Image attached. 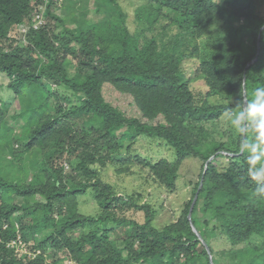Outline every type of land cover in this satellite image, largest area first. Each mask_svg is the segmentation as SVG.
I'll return each instance as SVG.
<instances>
[{"label": "trees", "instance_id": "trees-1", "mask_svg": "<svg viewBox=\"0 0 264 264\" xmlns=\"http://www.w3.org/2000/svg\"><path fill=\"white\" fill-rule=\"evenodd\" d=\"M93 1L111 21L69 28L53 7L72 0H0V75L7 78L0 89L10 90L16 107L9 115L0 96V166L16 164L21 174L10 178L0 168V264H211L209 256L213 264H264V195L254 192L248 153L223 115L244 102V92L250 100L264 87V0H147L135 34L115 0ZM42 2L45 25L22 36L18 25ZM213 26L201 52L199 39ZM193 58L184 76L183 63ZM193 77L204 93L191 90ZM106 84L129 95L139 117L110 103ZM218 94L227 101L210 102ZM138 137L167 145L173 159L130 152ZM188 157L201 161L198 180L162 227L140 193L104 178L108 165L116 174L138 166L172 191ZM88 190L96 215L78 209ZM221 235L229 248L216 250L210 238ZM18 237L28 252L10 245Z\"/></svg>", "mask_w": 264, "mask_h": 264}, {"label": "rangeland", "instance_id": "rangeland-1", "mask_svg": "<svg viewBox=\"0 0 264 264\" xmlns=\"http://www.w3.org/2000/svg\"><path fill=\"white\" fill-rule=\"evenodd\" d=\"M72 1L75 3L68 2V4L66 2L63 5V8H60L59 6L53 7L57 14H60L64 17L65 26L69 28H78L83 27L85 25L84 22L89 23L111 21L103 13L99 14L95 11V3L93 0ZM115 2L124 14V23L129 33L135 34L141 27L140 23L136 20V14L141 13V11L144 12L147 0H115ZM60 4L61 3H58V5ZM101 11L106 12V8H102ZM171 31L174 33L176 30L173 28ZM216 31L217 28L213 26L209 28L207 33L199 39V48L201 52L209 48ZM13 36H17V33L13 32L12 37ZM196 63L197 61L194 58L183 63L184 76L191 75ZM70 71L72 72V68H70ZM6 81L7 78L0 75V82L6 83ZM189 86L191 90L196 93H204L207 89L203 80L195 77L190 79ZM103 94L110 103L119 107L127 115L139 117L138 109L129 95L123 94L107 84L104 85ZM0 96L4 101L10 103L8 114L11 115L16 110V107L13 104L14 99L12 93L7 87L4 86L2 89H0ZM74 99L76 98L74 97ZM209 100L212 103L227 101L219 94L210 97ZM233 131L236 133L235 130ZM130 152H137L143 156H146L151 161H155L158 158L172 160L174 157V151L171 148L162 142H158L157 139L150 137H138L131 146ZM108 166L109 167L106 168V172L104 173V178L122 192L131 193L134 191L136 193H140L142 195L143 201L150 202L158 209L153 223L157 227H162L166 223L174 221L178 217L183 203L190 197L191 190L199 177L201 161L195 157H188L183 160L179 169L176 187L172 191H167V189H165L163 186L153 181L148 176V173L138 166L132 167L131 174H116L113 168L110 165ZM27 167H29V164ZM0 168L3 171L6 169V172L10 178H18L21 175L16 164H7L6 167L0 166ZM78 202V209L80 213L86 215H96L100 211L96 201L93 198L92 192L89 190L84 195L78 196ZM126 215L129 218L136 219L138 222H143L144 220V215L142 212L130 210L126 213ZM84 229L88 230L89 226H85ZM113 229L118 233V235H120L119 228H115L113 226ZM210 242L213 248L216 250L229 248V242L222 235L221 238L217 239L216 236H212L210 238ZM214 255L217 256L216 254ZM65 263H70V261H65Z\"/></svg>", "mask_w": 264, "mask_h": 264}, {"label": "clouds", "instance_id": "clouds-1", "mask_svg": "<svg viewBox=\"0 0 264 264\" xmlns=\"http://www.w3.org/2000/svg\"><path fill=\"white\" fill-rule=\"evenodd\" d=\"M223 115L226 125L238 134L240 152L248 153L249 177L256 182L254 192L264 195V87L254 89L252 99Z\"/></svg>", "mask_w": 264, "mask_h": 264}, {"label": "built area", "instance_id": "built-area-1", "mask_svg": "<svg viewBox=\"0 0 264 264\" xmlns=\"http://www.w3.org/2000/svg\"><path fill=\"white\" fill-rule=\"evenodd\" d=\"M47 2V0H45ZM45 10H46V5L45 3H40L32 17L26 22L18 25V31L22 33V36H25V34L28 32V30L33 29V30H38L42 26L45 25L46 23V17H45ZM24 39V37H23ZM17 244V249L16 251H22V252H28L24 243L19 239V237L16 240L11 241L10 245L13 246ZM75 264V263H73Z\"/></svg>", "mask_w": 264, "mask_h": 264}, {"label": "water", "instance_id": "water-1", "mask_svg": "<svg viewBox=\"0 0 264 264\" xmlns=\"http://www.w3.org/2000/svg\"><path fill=\"white\" fill-rule=\"evenodd\" d=\"M263 28H264V26H263L261 29H263ZM258 39H259V38H258ZM249 64H250V63H249ZM243 97H244V100H243V101L247 100V99H246V93H245V92H244V94H243ZM211 158H212V157H211ZM211 158H209V159L207 160V163L210 161ZM207 163H206V165H207ZM206 165H205V167H206ZM200 187H201V184L199 185V188L197 189V191H196V193H195V195H194V198H193V200H192L191 206H190V208H189L188 219H189L190 221H191V213H192V209H193L194 203H195V201H196V199H197V195H198V191H199ZM191 224H192V223H191ZM192 228H193V231L198 235V237L201 238L200 235H199V233L197 232L196 228H195L194 226H193ZM203 243H204V242H203ZM206 249H207V252H209L208 247H206ZM209 259H210V263L213 264L211 256H209Z\"/></svg>", "mask_w": 264, "mask_h": 264}]
</instances>
